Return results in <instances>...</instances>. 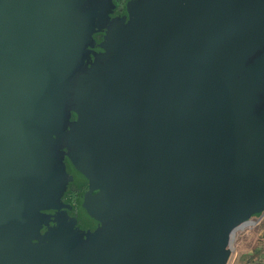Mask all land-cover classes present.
<instances>
[{
  "label": "water",
  "instance_id": "water-1",
  "mask_svg": "<svg viewBox=\"0 0 264 264\" xmlns=\"http://www.w3.org/2000/svg\"><path fill=\"white\" fill-rule=\"evenodd\" d=\"M132 18L77 85L75 158L132 219L81 264H226L264 212V0H147ZM88 19L82 0H0V264H77L13 239L36 211L37 142L64 119Z\"/></svg>",
  "mask_w": 264,
  "mask_h": 264
},
{
  "label": "flooded vegetation",
  "instance_id": "flooded-vegetation-1",
  "mask_svg": "<svg viewBox=\"0 0 264 264\" xmlns=\"http://www.w3.org/2000/svg\"><path fill=\"white\" fill-rule=\"evenodd\" d=\"M146 2L82 0L90 25L81 43V67L71 78L68 96L62 101L64 119L55 130L37 142V148L47 157H42V168L39 170L42 181L37 191L33 192L37 201L36 211L19 223L21 236L13 239L16 244L28 246L30 254L45 256L64 252L74 263L81 264L110 228L132 219L130 212L116 211L109 204L105 195L107 188L103 183L77 170V127L83 117L79 110L77 85L83 76L102 64L105 56L110 54L108 42L115 30L129 26L133 19V5ZM107 203L111 207L106 206Z\"/></svg>",
  "mask_w": 264,
  "mask_h": 264
},
{
  "label": "crops",
  "instance_id": "crops-1",
  "mask_svg": "<svg viewBox=\"0 0 264 264\" xmlns=\"http://www.w3.org/2000/svg\"><path fill=\"white\" fill-rule=\"evenodd\" d=\"M226 264H264V212L235 232Z\"/></svg>",
  "mask_w": 264,
  "mask_h": 264
},
{
  "label": "rangeland",
  "instance_id": "rangeland-1",
  "mask_svg": "<svg viewBox=\"0 0 264 264\" xmlns=\"http://www.w3.org/2000/svg\"><path fill=\"white\" fill-rule=\"evenodd\" d=\"M255 217V216H254Z\"/></svg>",
  "mask_w": 264,
  "mask_h": 264
}]
</instances>
